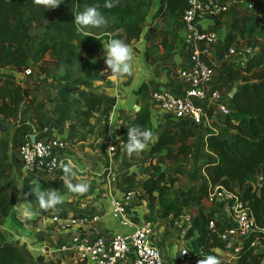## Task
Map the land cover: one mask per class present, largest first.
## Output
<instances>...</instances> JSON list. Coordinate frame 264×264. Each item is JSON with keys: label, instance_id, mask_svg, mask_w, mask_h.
Segmentation results:
<instances>
[{"label": "trees", "instance_id": "16d2710c", "mask_svg": "<svg viewBox=\"0 0 264 264\" xmlns=\"http://www.w3.org/2000/svg\"><path fill=\"white\" fill-rule=\"evenodd\" d=\"M93 4L101 5L100 11L107 21L106 25L78 31V26L74 24L75 13ZM103 4L104 0H63L58 8L46 9L36 5L34 0H0V71L8 67L14 69L13 73L0 72V131L6 135L9 130L14 131L12 148H17L34 131L30 122L16 123L24 106L35 103L39 88L35 81L30 87L23 86L26 79L21 75L25 71L32 73L27 79L34 77L35 70L54 80H74L81 74L80 48L95 49L113 38L131 44L139 39L147 24L149 37L160 28L163 37L158 45L165 48L168 36L178 26L187 8V0H159L157 10L151 15L154 0H119L118 5L111 9L104 8ZM159 19H163L162 27ZM233 29H238L239 33L227 35L225 46L228 48L234 43L238 50L251 48L254 52L244 61L224 59L221 62L217 88L227 97L229 114L214 124L215 130L204 131L200 138L198 171L205 172L207 184L199 188V193L205 197L208 188L216 186L239 192L241 200L251 210L260 227L264 217V187L254 190L249 183L264 169V9L258 11L256 21L245 22L238 28L234 25ZM105 58L104 54L96 60V70L103 79L113 76L107 70ZM83 84L92 85L89 80ZM233 88L236 92L230 98ZM138 94L147 98L145 84L139 86ZM82 102L79 111L83 118L98 117L100 121H106L97 113L101 111L105 115L111 110L108 99L86 95ZM71 112L70 108L62 110L56 123L68 121ZM209 117H212L211 114ZM135 125L152 130L148 105L141 106L135 112L129 127ZM193 134L194 130L189 127L177 130L168 128L150 146L147 158L151 170L141 182L140 190L135 192V197L145 203L149 221L157 217L169 218L170 224H173L181 219L183 210L172 199L167 173L152 159L163 154L169 161L185 163L191 158L189 141ZM8 145L6 136L0 145V220L7 219L13 208V195L7 189L9 175L3 166L9 159ZM166 147H173V150L167 152ZM119 155L117 148L114 162ZM156 209H160V213L154 217ZM49 211L41 209L38 217L47 215ZM73 216L79 218L83 215L78 213ZM208 218L203 219L198 238L190 249V264H196L199 259L214 254L213 250L221 247L216 234L208 229ZM259 235V231L255 230L243 240L233 264H264V247L251 245ZM62 259H57L53 264H63ZM27 262L22 249L17 244H8L0 231V264Z\"/></svg>", "mask_w": 264, "mask_h": 264}, {"label": "crops", "instance_id": "0c3cea01", "mask_svg": "<svg viewBox=\"0 0 264 264\" xmlns=\"http://www.w3.org/2000/svg\"><path fill=\"white\" fill-rule=\"evenodd\" d=\"M227 11L214 18L197 17L195 27L202 31H215L218 39L211 44L206 56V62L213 68V80L211 86L217 87L221 75V62L224 60L223 53L227 35L239 33L234 30L243 23H251L257 20L258 11L264 9V0H225ZM159 0H154L151 15L158 8ZM248 4L252 8L247 7ZM160 27L163 19H159ZM184 31L181 20L178 26L168 36L166 47L158 45L163 34L158 31L149 37L148 24L145 25L138 40L130 45L133 47L134 72L131 76H113L103 79L102 74L96 70V60L106 54L104 45L97 48H80L81 74L74 80L51 79L34 71V77L27 79L31 74L21 75L25 80L23 86L30 87L34 81L39 86L36 91L35 103L24 106L19 115L17 125L20 122H30L33 133L37 137L56 136L67 143L66 158L76 172V178H70L72 183L86 182L89 189L86 193L79 195L68 191L64 183L63 169L55 174H47L41 170L30 171L26 169L20 160L5 161L3 164L9 182L8 191L13 195V208L11 215L0 220V231L4 234L8 244H17L24 252L27 264H53L58 259V247L68 240L74 229L64 230L53 220L54 216L66 219L74 214H97L99 221L90 224L83 233L88 236H100L109 240L116 234H128L129 229L122 228L110 216L109 196H122L129 188L134 193L140 190V184L151 170L150 160L147 158L150 146L156 137L164 130L170 128L177 130L180 127H189L194 134L189 141L191 158L185 163L177 164L164 158L160 154L152 161L167 173L169 186L172 190V199L182 207L183 215L178 221L170 224L168 219L155 218L148 220V211L144 202L136 197L128 208V216L135 224L149 221L152 225L151 241L158 249L164 260H171L176 256L180 248L191 249L198 238L200 227L204 218L210 217L213 207L205 198L200 196L199 188L207 184L206 174L203 170L198 171L197 158L199 156V142L204 131L215 130L214 124L219 123L223 117L216 113L208 112L207 117L200 125L193 124L188 119H175L166 112L153 106L149 96L152 91L166 90L173 94H181L182 82L178 76V70L184 67L188 61V52L183 41ZM240 39V37H237ZM236 39V40H237ZM235 44L229 45L234 47ZM228 47V48H229ZM147 54V57H146ZM233 61H244L240 57L229 58ZM93 61H95L93 63ZM0 72L13 73L14 69L8 67ZM89 80L92 85L85 86L83 82ZM145 84L148 92L147 98L138 94L140 85ZM86 95H98L108 99L111 110L105 115L101 111L98 116H103L106 121L97 118L85 119L81 116L80 107L83 105L82 98ZM148 105L151 111L152 131L155 135L154 142L148 148L131 158L126 153L127 129L141 106ZM65 108H70L69 120L62 124L56 123V118ZM211 114V118L209 117ZM14 131L2 134L1 140L9 139L7 154L9 157L12 148V135ZM111 133V134H110ZM30 137H35L33 134ZM115 145L120 155L114 162L113 157L107 153V148ZM173 147H166L170 152ZM17 151V148H16ZM18 156V153H17ZM19 159V158H18ZM111 159V161L109 160ZM111 164V171L115 175L113 182H109L107 167ZM18 170V174L15 173ZM19 182V186H18ZM37 184L41 190L55 189L63 196L62 205L43 217L39 216L38 202L35 195H30L24 202L17 201L16 196L30 192ZM135 196V195H134ZM25 205L30 206V211H25ZM160 213L156 209L154 217ZM63 215L66 217H63ZM183 217L189 218L185 224L184 232L180 230ZM23 220V225L19 222ZM6 221L7 224L4 223ZM130 264V262L126 263Z\"/></svg>", "mask_w": 264, "mask_h": 264}, {"label": "built area", "instance_id": "2783aa9c", "mask_svg": "<svg viewBox=\"0 0 264 264\" xmlns=\"http://www.w3.org/2000/svg\"><path fill=\"white\" fill-rule=\"evenodd\" d=\"M249 9L252 8L248 4ZM227 11L225 0H187V8L181 16L184 36L183 41L188 52L186 65L178 70L182 82L181 94L170 91H152L149 99L153 106L166 112L175 119H188L195 125H200L213 112L221 117L229 114L227 97L215 86L213 68L206 62L208 47L218 39L215 31L202 32L195 27L197 17L214 18ZM254 50L251 48H227L223 53L224 59L240 57L247 59ZM30 74V70L25 71ZM34 141L26 139L17 147L18 158L22 165L30 170H41L54 174L69 163L66 158L67 143L56 136L37 137ZM107 153H115V145L107 148ZM111 161V159H109ZM111 164L106 171L109 182L115 179ZM249 185L257 190L264 187V169ZM133 190H127L122 196H109V213L113 220L122 228L129 229L128 234H116L109 240L98 236H88L83 233L90 224L99 221V215H83L79 218L69 216L61 219L54 216L53 220L59 227L74 229V234L58 247V259L63 258V264H190V250L180 248L171 260H164L158 249L152 244V225L149 221L135 224L128 216V208L135 198ZM205 201L214 209L207 219V226L212 230L221 247L214 249L223 253L222 260L233 264L241 251L243 240L252 232L259 231V238L252 243L255 247H264V217L263 225L258 227L251 210L240 198L237 191H228L222 186L208 188ZM182 218V217H181ZM179 227L184 232L188 217H183ZM187 250V255H184Z\"/></svg>", "mask_w": 264, "mask_h": 264}, {"label": "clouds", "instance_id": "9594fccd", "mask_svg": "<svg viewBox=\"0 0 264 264\" xmlns=\"http://www.w3.org/2000/svg\"><path fill=\"white\" fill-rule=\"evenodd\" d=\"M34 3L46 9H56L63 3V0H34ZM118 3L119 0H104L103 7L111 9L116 7ZM100 7V4H93L75 13L74 24L78 26V31L81 28H102L106 25L107 21L100 11ZM104 51L106 53L105 64L107 70H110L112 74L119 77H127L133 74L135 54L133 47L129 43H126L122 39L113 38L104 45ZM127 137L128 141L125 148L129 158L133 154L143 152L148 148L150 143L154 142L153 131L139 125L129 127L127 129ZM63 172L64 183L69 192L82 195L88 191L89 185L86 182H71L70 178H76L77 176V172L71 166L65 165ZM30 195H35L39 208L44 211L55 209L57 205L64 202L63 196L57 190L49 189L44 191L41 190L38 184L30 192L18 196V200L22 201L21 204L23 205V202ZM24 207L26 212L30 211V206L25 205ZM183 254L187 255V250H184ZM222 256L223 253L220 250H216L215 254L204 256L196 264H223Z\"/></svg>", "mask_w": 264, "mask_h": 264}, {"label": "rangeland", "instance_id": "374dc122", "mask_svg": "<svg viewBox=\"0 0 264 264\" xmlns=\"http://www.w3.org/2000/svg\"><path fill=\"white\" fill-rule=\"evenodd\" d=\"M9 161L7 162V163H9L10 161H16V162H18L19 161V159H18V156H17V151H16V148H10V151H9V159H8ZM15 171V173H19L18 172V170L17 169H15L14 170ZM18 186H19V182H18ZM18 198V196H16V199ZM17 201H18V199H17ZM35 202H37V201H35ZM67 204V203H66ZM66 204H64V205H62V204H59V206H66L67 207V205ZM20 220H22V219H20ZM22 225L24 224L23 223V220L22 221H19ZM4 223L5 224H7L6 223V221H4ZM2 224V221H0V225Z\"/></svg>", "mask_w": 264, "mask_h": 264}, {"label": "water", "instance_id": "95a60500", "mask_svg": "<svg viewBox=\"0 0 264 264\" xmlns=\"http://www.w3.org/2000/svg\"><path fill=\"white\" fill-rule=\"evenodd\" d=\"M235 92H236V89L233 88V89L231 90L230 94H229V97L231 98V97L234 95ZM30 140H31V142H33V141H34V138H33V137H30Z\"/></svg>", "mask_w": 264, "mask_h": 264}]
</instances>
